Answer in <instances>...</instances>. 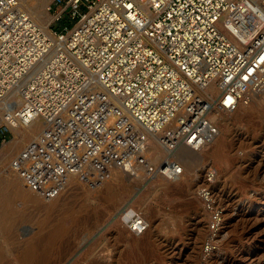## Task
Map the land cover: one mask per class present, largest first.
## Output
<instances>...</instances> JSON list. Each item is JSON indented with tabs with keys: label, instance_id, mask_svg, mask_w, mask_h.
<instances>
[{
	"label": "built area",
	"instance_id": "obj_1",
	"mask_svg": "<svg viewBox=\"0 0 264 264\" xmlns=\"http://www.w3.org/2000/svg\"><path fill=\"white\" fill-rule=\"evenodd\" d=\"M47 11L48 25L0 0V137L39 125L11 170L46 201L72 181L98 189L115 169L179 181L177 149H204L213 115L264 89V0H50ZM121 219L147 230L133 207Z\"/></svg>",
	"mask_w": 264,
	"mask_h": 264
},
{
	"label": "rangeland",
	"instance_id": "obj_2",
	"mask_svg": "<svg viewBox=\"0 0 264 264\" xmlns=\"http://www.w3.org/2000/svg\"><path fill=\"white\" fill-rule=\"evenodd\" d=\"M61 23L70 20L64 16L56 25ZM259 95L222 113L227 124L217 121L219 132L200 151V162L194 158L182 166L176 182L115 171L98 189L72 181L46 201L9 174L14 156L5 160L0 154V201L10 181L17 186L14 207L0 206V264H264V94ZM12 138L5 132L0 147ZM125 207L144 216L143 234H132L122 221ZM5 216L17 219L9 232L2 225Z\"/></svg>",
	"mask_w": 264,
	"mask_h": 264
},
{
	"label": "bare ground",
	"instance_id": "obj_3",
	"mask_svg": "<svg viewBox=\"0 0 264 264\" xmlns=\"http://www.w3.org/2000/svg\"><path fill=\"white\" fill-rule=\"evenodd\" d=\"M21 2L23 3V5L27 8V10L30 12V14L32 16H34L35 18H37L38 20H40V22H42L43 24H50V22L52 21L53 19V15L50 14L48 11H47V7H48V4L50 2V0H21ZM213 88V86H212ZM13 94H17L14 93ZM259 94H264V89H256V90H253V91H250L246 97H249V96H253V97H257ZM260 96V95H259ZM245 97V98H246ZM264 97V96H263ZM251 98V97H250ZM252 99V98H251ZM248 101V100H247ZM246 102V101H245ZM249 103H250V100H249ZM226 114V113H225ZM228 114V113H227ZM224 116V115H223ZM212 120L213 121H220L222 124H227V120L223 117L222 118V113H219V112H216L213 117H212ZM221 125V124H220ZM221 127V126H220ZM39 128V125L36 124L35 122L27 125V126H24V127H16V128H11V131L13 133V138L9 141V142H4L2 147H0V154H4V159H8L10 157H13L15 156V154L17 153L16 151L14 152V150L18 149L19 148V145L18 143H26L27 141L24 139V135H28V138L29 140L35 135V131ZM28 140V139H27ZM221 140H219V144ZM25 145V144H24ZM23 145V146H24ZM222 145V144H221ZM221 145H220V148H221ZM10 146V149L7 150V147ZM219 146H217V149H218ZM219 148V149H220ZM182 149H184V154L181 155L178 157V152L181 151ZM179 150V151H178ZM204 150V149H202ZM201 150V151H202ZM20 151V150H19ZM217 152V151H216ZM157 156H162L161 154H158ZM163 157V156H162ZM174 158L182 165V166H186L188 163H194L192 162L193 159L195 158L196 159V162H200V159H202L201 157V154H200V151H194L192 149H190L189 147L187 146H180L177 151L175 152L174 154ZM185 161V162H184ZM183 162V163H182ZM115 171L120 175V176H127L128 175V170H117L115 169ZM130 171V170H129ZM139 172V171H138ZM13 174L15 180L19 181L18 180V176L15 175L12 171L9 172V174ZM143 174V173H142ZM131 175H135L136 177H140V173L138 174L137 171H133L131 173ZM20 179V178H19ZM13 181V180H12ZM16 182H11L10 181V186L5 188L4 190V194L2 195V199L0 201V206L1 208L4 210V209H8V208H11V207H14L13 204V199H12V194L16 193L17 191V186L15 184ZM21 187L24 189V190H28V191H31L30 189H28L23 181L21 180V182L19 181ZM19 190V189H18ZM36 195V194H35ZM38 196V195H37ZM23 199V198H22ZM21 203V202H20ZM27 204V203H26ZM3 221V228L4 229H7L8 232L11 231V229H13L17 219L15 217H3L2 219ZM14 231V230H13ZM30 231V230H29ZM28 233V232H27ZM40 249V248H39Z\"/></svg>",
	"mask_w": 264,
	"mask_h": 264
}]
</instances>
